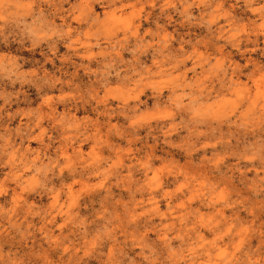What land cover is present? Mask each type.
Here are the masks:
<instances>
[{"label": "clouds", "instance_id": "9594fccd", "mask_svg": "<svg viewBox=\"0 0 264 264\" xmlns=\"http://www.w3.org/2000/svg\"><path fill=\"white\" fill-rule=\"evenodd\" d=\"M0 264H264V0H0Z\"/></svg>", "mask_w": 264, "mask_h": 264}]
</instances>
